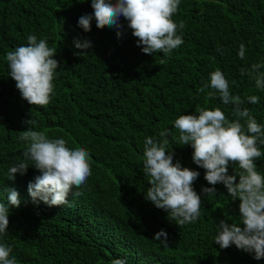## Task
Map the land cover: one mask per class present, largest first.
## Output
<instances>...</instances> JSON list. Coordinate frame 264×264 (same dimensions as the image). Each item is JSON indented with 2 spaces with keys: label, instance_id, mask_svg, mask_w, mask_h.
<instances>
[{
  "label": "trees",
  "instance_id": "trees-1",
  "mask_svg": "<svg viewBox=\"0 0 264 264\" xmlns=\"http://www.w3.org/2000/svg\"><path fill=\"white\" fill-rule=\"evenodd\" d=\"M91 3L0 0V202L9 207L0 243L12 247L17 264H110L114 258L127 264H264V258L255 260L235 245L221 249L214 242L220 220L240 223V201H232L223 184H208L205 170L192 161L191 145H177L174 127L180 115L201 107H219L235 119L232 105H224L219 95L209 99L210 89L198 92L216 68L231 93L245 100L241 107L264 125V89L256 88L254 76L240 72L264 64V0H180L172 18L185 25L178 29L184 43L167 57L144 54L123 17L121 38L114 28H97L94 19L84 32L78 19L93 13ZM29 35L46 39L57 52L54 93L46 106L22 99L9 76L6 54L26 45ZM77 37L91 41L87 55H74ZM241 44L244 59L238 55ZM251 95L259 102H247ZM29 119L36 121L29 125L32 130L89 151L92 175L82 188L73 187L69 205L32 200L27 186L40 172L30 160L24 175L7 179L8 169L24 159L29 142L19 137ZM164 129L171 133L173 162L200 173L192 186L201 196V215L183 226L145 199L150 186L143 169L145 138L158 139ZM254 163L264 175V155ZM241 171L238 162L228 168L237 176ZM202 187H215L216 194H204ZM8 188L19 193V207L8 204ZM161 229L166 247L152 238Z\"/></svg>",
  "mask_w": 264,
  "mask_h": 264
},
{
  "label": "clouds",
  "instance_id": "clouds-1",
  "mask_svg": "<svg viewBox=\"0 0 264 264\" xmlns=\"http://www.w3.org/2000/svg\"><path fill=\"white\" fill-rule=\"evenodd\" d=\"M179 4L180 0H92L93 13L79 17L78 26L84 32H89L94 19L97 28H114L117 38H121L123 25L120 18L123 17L132 35L138 38L137 47L144 54L162 52L167 57L184 43L178 29L182 30L185 25L182 21L177 24L172 18ZM73 44L79 49L74 52L77 56L87 55V50L92 47L87 38H74ZM56 54V49L50 48L46 39L38 40L36 35H29L26 45L7 52L9 76L16 82L21 98L30 105L49 104L59 64L53 59ZM238 55L244 59L243 44L239 47ZM212 59L215 60V57ZM261 69H264V64H252L250 70L241 68L240 72L241 75L247 72L254 76L256 88L264 89V71ZM206 89H210L207 91L209 99L219 95L224 105H232L235 119L229 120L219 107L211 110L201 107L197 109L198 114L180 115L174 121V127L179 130L177 145L190 144L193 149L192 161L205 170L204 179L208 184H223L231 200L238 198L240 201V223L220 220L214 242L221 249L235 245L237 249L253 254V259L260 260L264 258V175L257 170L254 160L264 155L261 151V146H264V125L257 122L248 108L241 107L245 100L231 93L229 81L219 68L210 73L209 83L203 84L198 92L204 93ZM247 102L256 104L259 97L248 96ZM23 123L28 127L19 138L29 143L22 152L24 159L8 169L7 179L14 181L17 173L24 175L29 167L27 161L30 160L31 165L40 172L34 182L30 181L27 186L32 200L42 201L49 206L69 205L68 196L69 193L73 194V187L82 188L92 175L89 151L79 145L70 148L63 138L50 139L44 132L32 130L29 125L36 124L33 119ZM169 136V130L164 129L158 139L145 138L143 169L150 177L145 199L183 226L195 222L201 215V196L192 186L200 173L182 167L179 160L173 162L174 152L168 150ZM237 162L242 171L238 176L229 174V166ZM6 191L8 204L19 207V193L14 188ZM201 191L216 194L215 187H202ZM8 216V205L0 202V234L7 232ZM152 238L165 247L168 245L167 233L163 229ZM12 251V247L0 243V264H17L16 258L10 257ZM110 264H127V260L114 258Z\"/></svg>",
  "mask_w": 264,
  "mask_h": 264
}]
</instances>
